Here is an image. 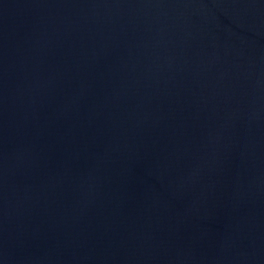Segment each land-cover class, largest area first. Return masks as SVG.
<instances>
[{"label":"water","instance_id":"1","mask_svg":"<svg viewBox=\"0 0 264 264\" xmlns=\"http://www.w3.org/2000/svg\"><path fill=\"white\" fill-rule=\"evenodd\" d=\"M0 264H264V0H0Z\"/></svg>","mask_w":264,"mask_h":264}]
</instances>
